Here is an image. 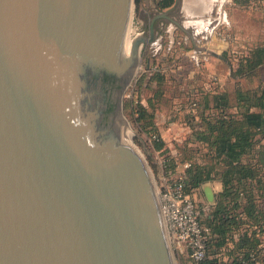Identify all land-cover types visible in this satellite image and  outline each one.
Segmentation results:
<instances>
[{
	"label": "water",
	"instance_id": "water-1",
	"mask_svg": "<svg viewBox=\"0 0 264 264\" xmlns=\"http://www.w3.org/2000/svg\"><path fill=\"white\" fill-rule=\"evenodd\" d=\"M132 1L0 0V264H174L121 114L97 134L80 112L81 69L132 65V80L155 20L172 21L156 15L126 57Z\"/></svg>",
	"mask_w": 264,
	"mask_h": 264
},
{
	"label": "trees",
	"instance_id": "trees-1",
	"mask_svg": "<svg viewBox=\"0 0 264 264\" xmlns=\"http://www.w3.org/2000/svg\"><path fill=\"white\" fill-rule=\"evenodd\" d=\"M173 4L174 0H159L158 8L168 10ZM236 61L230 63L236 82L232 95L212 90L209 81L189 92L183 106L191 131L188 142L200 151L198 162H190L183 174L185 191L193 198L202 184H221L215 206L207 216H199L208 230L202 264H264V86L243 89L240 84L264 69V44ZM154 108L149 100L147 107L137 105L133 113L137 123L145 121L155 133L153 150L158 152L164 143L153 124ZM173 168V158L167 157L165 176Z\"/></svg>",
	"mask_w": 264,
	"mask_h": 264
},
{
	"label": "rangeland",
	"instance_id": "rangeland-1",
	"mask_svg": "<svg viewBox=\"0 0 264 264\" xmlns=\"http://www.w3.org/2000/svg\"><path fill=\"white\" fill-rule=\"evenodd\" d=\"M158 2L159 0L132 1L124 42L125 50H127L126 47H128L129 42L135 37H142L146 40L149 38L152 19L156 15L166 12V10L158 8ZM168 16L172 21L163 18L155 20L152 42L139 45L137 48L136 68L138 69L122 96L123 110L121 112L122 120L126 123L125 127L132 133L131 143L147 165L158 196L166 179L164 163L167 157L174 160V168L171 176H169L172 179L183 176L186 170L185 165H189L193 161L198 162L196 160L200 151H198V147L188 142L191 134L186 119L188 110H183V106H186L188 101L189 92L199 90L211 81L213 83L212 90L226 91L232 95L236 83L229 77L228 67L223 62H216V60L211 59L215 64H218L215 74H211L199 67V64L195 63L193 59L188 58L190 52L193 51V44L187 40L188 33L192 37L198 35L194 28L185 27L186 21L184 19ZM263 29V25H261L260 31L249 32V38L252 36L254 39H258L253 47L264 44V37L259 40V33ZM239 36L243 39L242 30H239ZM248 49L249 47H238L233 50L229 48L224 52L219 51L218 55L230 65V63H237L236 60L245 55ZM158 77L160 80L156 82L155 79ZM150 79H154V81H150ZM262 82H264V69H261L258 76L254 78L241 80L240 84L243 89H251L260 84L264 85ZM149 100L155 106L154 111H151L153 124L164 143L163 149L158 152L153 150L155 140L153 135L155 133L151 131L150 127H145V121L137 123V116L133 113V109L137 105L147 107ZM194 201L198 208L203 203L201 202L202 199L198 197L194 198ZM171 253L174 264H185L172 248Z\"/></svg>",
	"mask_w": 264,
	"mask_h": 264
},
{
	"label": "crops",
	"instance_id": "crops-1",
	"mask_svg": "<svg viewBox=\"0 0 264 264\" xmlns=\"http://www.w3.org/2000/svg\"><path fill=\"white\" fill-rule=\"evenodd\" d=\"M165 13L174 18L184 19L186 28L195 29L198 36L192 37L188 33L187 40L193 44V51L190 52L188 58L193 59L195 63L199 64V67L211 74H215L214 72L218 69V64H215L211 59L223 62L227 67L229 66L228 75L230 78L231 66L212 54L218 55L219 51L224 52L229 48L233 50L238 47H249L250 49L258 39H254L252 36L249 38V32L260 31L261 25L264 28V16L260 12L249 9L246 1L243 0H174V4ZM251 29L253 31H250ZM221 30H228L233 36V40L230 42L221 41L217 37V32ZM239 30L243 31V39L239 36ZM259 34V40H262L264 29ZM205 188H209L213 195L212 205L208 202L204 192ZM220 191L221 184L219 182H206L199 189L193 191V198L202 199L203 203L199 207L202 217L207 216L210 209L215 206L216 196Z\"/></svg>",
	"mask_w": 264,
	"mask_h": 264
},
{
	"label": "built area",
	"instance_id": "built-area-1",
	"mask_svg": "<svg viewBox=\"0 0 264 264\" xmlns=\"http://www.w3.org/2000/svg\"><path fill=\"white\" fill-rule=\"evenodd\" d=\"M243 1H246L249 9L264 16V0ZM217 37L223 42L233 40L228 30L218 31ZM169 176L170 173L165 176L158 196L169 244L185 264H202L206 257L205 241L208 230L200 225V210L185 191V177L177 176L172 179Z\"/></svg>",
	"mask_w": 264,
	"mask_h": 264
},
{
	"label": "flooded vegetation",
	"instance_id": "flooded-vegetation-1",
	"mask_svg": "<svg viewBox=\"0 0 264 264\" xmlns=\"http://www.w3.org/2000/svg\"><path fill=\"white\" fill-rule=\"evenodd\" d=\"M131 68L132 65L116 70L101 63L88 64L78 72V94L88 95V101L87 98L79 99L80 112L86 122H94L95 133L101 134L105 127L120 119L122 96L131 82ZM121 128L124 130V125Z\"/></svg>",
	"mask_w": 264,
	"mask_h": 264
},
{
	"label": "bare ground",
	"instance_id": "bare-ground-1",
	"mask_svg": "<svg viewBox=\"0 0 264 264\" xmlns=\"http://www.w3.org/2000/svg\"><path fill=\"white\" fill-rule=\"evenodd\" d=\"M132 42H133V39L129 42V45L127 48V50H125V55L126 57H128L129 55L132 56V52H131V46H132ZM138 68H136V71H137ZM135 71V73H136ZM131 135L132 133H130V130L124 126V130H123V138L125 140V142L130 146L132 147L133 149H135L137 151V149L132 145L131 143ZM138 152V151H137ZM143 159V158H142ZM146 165V164H145ZM147 166V165H146Z\"/></svg>",
	"mask_w": 264,
	"mask_h": 264
}]
</instances>
